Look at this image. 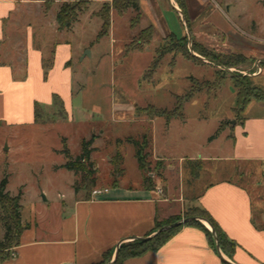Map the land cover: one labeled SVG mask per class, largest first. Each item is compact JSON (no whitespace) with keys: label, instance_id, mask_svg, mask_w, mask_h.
<instances>
[{"label":"rangeland","instance_id":"374dc122","mask_svg":"<svg viewBox=\"0 0 264 264\" xmlns=\"http://www.w3.org/2000/svg\"><path fill=\"white\" fill-rule=\"evenodd\" d=\"M120 1L95 0L76 26V34H69L76 56L69 64L73 66L75 84L74 97L70 100L65 95L67 105L57 101L52 106H41L36 123L0 128V183L7 178L10 195L21 194L24 221L29 220L33 204L39 209L49 208L52 214L55 207L75 196L74 185L82 182L81 174L63 167L67 158L62 151L67 147L76 158L82 153L83 143L90 141L98 178L94 190H108L115 182L140 186L142 177L147 176L161 196L169 195L171 200L182 197L185 201L182 208L178 202L170 204L176 215L159 223L175 224L191 219L199 209L195 202L200 189L195 176L199 156H229L232 126L242 121V116L237 117L233 110L237 106L232 78L247 76L251 87L259 89L264 98V0H259L261 6L256 0H239L233 11H229L228 4L235 0H216V4L210 1L195 17L188 13V24L183 23L167 0H157L166 28L158 26L149 14L154 27L148 29L142 21V12L140 19L131 10L119 16L112 8ZM138 1L146 12L144 0ZM61 4L57 1L43 5L48 13ZM107 10L111 17L109 34L96 44L102 27L99 16ZM149 29L154 37L144 45L139 35L144 31L146 37ZM170 33L179 39L187 36L191 52L197 43L215 55L243 54L251 62L240 70L225 69L196 53L205 64L197 65L171 52L154 66L160 57L158 51L176 47ZM258 36L261 42L257 41ZM85 46L87 50L82 53ZM51 60L52 57L45 60L46 66ZM198 90L185 102L183 118L168 121L157 117L152 124L145 112L139 113L150 107L174 111L179 98ZM222 122H227V128L212 138ZM145 135L151 139L152 157L147 161L151 164L149 170L141 174L135 147L129 140L142 141ZM233 166L239 165L215 160L208 163L205 171L216 178L215 172L227 168L230 173ZM121 170L122 176L117 172ZM228 176L237 179L232 174ZM241 183L248 185V180ZM84 194L83 188L79 197ZM259 195L263 196L264 208V187L254 197ZM163 209L159 206L160 211ZM4 234L0 222V245ZM13 248L5 250L4 255Z\"/></svg>","mask_w":264,"mask_h":264},{"label":"crops","instance_id":"0c3cea01","mask_svg":"<svg viewBox=\"0 0 264 264\" xmlns=\"http://www.w3.org/2000/svg\"><path fill=\"white\" fill-rule=\"evenodd\" d=\"M184 1L192 17L210 1L217 3ZM238 1L229 2V11L235 10ZM157 2L144 0L145 12L139 1L146 29L154 27L151 19L166 28ZM167 2L183 19L175 0ZM43 4L35 0H0V128L34 124L36 104L52 106L56 95L66 106L65 95L74 97L75 78L69 64L76 51L69 34H76L89 8L72 30L64 32L57 23L61 5L46 13ZM256 4L261 6L259 0ZM183 23L186 24L184 19ZM102 39L97 42L96 38V44ZM256 39L262 41L260 36ZM86 50V46L81 49L82 53ZM51 57L53 65L45 79L43 62ZM153 121L150 120L152 124ZM232 130L229 156H199L201 170L196 181L200 189L195 199L197 206L205 209L227 238L236 243L232 258L212 248L198 226H183L159 251L128 259L124 264H264L263 196L254 197L264 187V102L252 101L242 114L241 123L233 125ZM215 160L239 166H233L230 173L227 168L217 171L213 174L217 177L212 178L211 172L205 170ZM246 179L248 185L242 184L241 180ZM143 181L144 177L142 184L134 187L116 183L107 193L91 196L90 200L85 199L86 192L82 197L75 194L69 202L55 207L52 214L49 208L39 209L33 204L29 220L21 217L25 229L19 244L11 253L0 256V264H97L106 253L113 252L114 257L119 245L153 236L157 221L176 215L170 204L178 202L182 208L185 201L182 197L171 200L169 195L161 196L159 189L148 190ZM159 206L164 209L160 211Z\"/></svg>","mask_w":264,"mask_h":264},{"label":"trees","instance_id":"16d2710c","mask_svg":"<svg viewBox=\"0 0 264 264\" xmlns=\"http://www.w3.org/2000/svg\"><path fill=\"white\" fill-rule=\"evenodd\" d=\"M35 1H43L46 6L54 2H62L59 12L57 14V23L58 28L61 31H70L73 29L74 25L79 21L81 15H83L89 8L90 4L94 0H35ZM175 2L179 5L181 10V14L186 24L189 23L190 16L188 14L185 1L184 0H175ZM115 12L118 13L119 16H123L128 13V11H133L136 13L138 19H140V4L138 0H122L120 2H115L112 8ZM105 14L100 15V19L102 21L101 31L97 37V42L106 37L109 34V30L111 27V17L110 10H107ZM148 35L145 37L143 32L140 33V38H142V44H149L153 37L154 33L152 29H149ZM171 39L175 43L176 47L169 49L167 51H158L160 57L155 61L154 66H156L158 61L164 56V54H168L171 52L181 54L185 59L197 64L202 65L205 64L200 57L194 55L193 53L198 54L204 59L215 63L217 66L232 69H239L240 67L251 62V59L243 54L232 53L229 55H215L210 53L201 45L194 43L191 52L188 49V38L187 36L184 38H177L174 34H170ZM53 63L50 61L46 66L45 61L43 62V67L45 70V79L47 78L48 72L51 69ZM240 70V69H239ZM232 84L234 89L236 90V108L233 109L237 115V117H241L244 113L246 107L252 102H264V98L261 96V91L259 89H254L251 86V82L247 76L240 78H232ZM220 85V84H219ZM200 92V90L195 93L191 91L184 99H178L176 109L174 111L160 110L154 107L146 108L143 111H139V113L145 112V115L150 120H153L157 117H164L168 121L173 118H183V108L186 101L192 99L194 95ZM54 102H61V99L58 96L53 97ZM39 105L36 104L35 113L36 119L38 120V109ZM230 124V123H229ZM227 128V122H222L219 129L215 133L212 138H217L221 133ZM135 147V158L138 162L139 169L142 173L145 174L149 170L151 164H148V158L152 157L151 150V139L148 135L142 137L141 140H129ZM92 141L84 142L82 153L78 155L76 158L72 156L70 150L65 147L62 151L65 153L67 162L63 165L67 170L74 172L75 174H81V183L76 182L74 187L76 190V194H79L81 189L84 188L86 192L85 199L90 200L92 196L93 190L97 187V171L95 169V164L92 161V149H91ZM195 171V176L199 175V171L201 170V165L198 162ZM120 176L123 175V170L120 172ZM151 179L149 177L144 176V186L148 190H154V184L151 183ZM117 183V182H115ZM8 179L5 178L0 183V222L3 224L5 229V234L3 238V242L0 245V256L1 254L4 256V251L9 249L12 246H16L19 244L20 236L24 231V227L22 226L21 219V211L22 206L20 204L21 194L17 197H12L10 193L7 191ZM198 214L192 215L191 218H203L208 221L213 229L215 230L219 245L221 250L229 257L232 258L237 245L233 241L229 240L227 236L222 232L219 225L216 221L211 217V215L202 208H199ZM173 224L172 222L159 223L156 222L155 226V234L153 236L146 237L144 240H134L129 243H124L120 246L119 253L117 259L114 264H124L126 260L131 258H137L144 256L149 252H157L159 251L165 244H167L174 236H176L183 226H198L201 228L207 235L209 239V243L212 248L215 249V242L213 238V234L209 231L201 222L197 220L189 221L183 225L173 227L169 230L159 232L164 226H169ZM113 252L106 253L103 257V260L97 264H109L112 261ZM225 263V262H224ZM228 264V263H225Z\"/></svg>","mask_w":264,"mask_h":264},{"label":"water","instance_id":"95a60500","mask_svg":"<svg viewBox=\"0 0 264 264\" xmlns=\"http://www.w3.org/2000/svg\"><path fill=\"white\" fill-rule=\"evenodd\" d=\"M193 54H194V53H193ZM89 55H90V53H89ZM192 220H197V221H199V222H201V223H203V224H208V225H209L210 230H211V232H212V234H213V238H214V242H215L216 250L218 251L219 254H221V248H220V245H219V240H218L217 234H216L215 230L213 229L212 225H211L208 221H206L205 219H202V218H191V219H186V220L181 221V222H179V223H175V224H173V225L165 226V227H163L161 230H159L158 233H159V232H162V231L169 230V229H171V228H173V227H177V226L183 225V224H185V223H187V222H189V221H192ZM144 239H145V238H139V239H134V240H144ZM120 246H121V245H119V246L117 247L116 252H115V255H114V257L112 258V261H111L109 264H114V263H115V261H116V259H117V256H118V253H119ZM229 264H233V263H230V262H229Z\"/></svg>","mask_w":264,"mask_h":264},{"label":"built area","instance_id":"2783aa9c","mask_svg":"<svg viewBox=\"0 0 264 264\" xmlns=\"http://www.w3.org/2000/svg\"><path fill=\"white\" fill-rule=\"evenodd\" d=\"M107 192H108V190H93L92 197L97 198V197H100Z\"/></svg>","mask_w":264,"mask_h":264},{"label":"bare ground","instance_id":"6f19581e","mask_svg":"<svg viewBox=\"0 0 264 264\" xmlns=\"http://www.w3.org/2000/svg\"><path fill=\"white\" fill-rule=\"evenodd\" d=\"M207 228H210L208 224H205Z\"/></svg>","mask_w":264,"mask_h":264}]
</instances>
